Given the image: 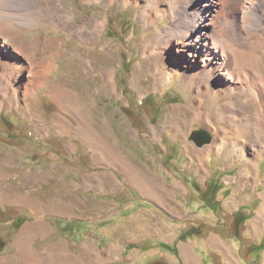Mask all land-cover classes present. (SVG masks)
<instances>
[{
  "label": "rangeland",
  "instance_id": "obj_1",
  "mask_svg": "<svg viewBox=\"0 0 264 264\" xmlns=\"http://www.w3.org/2000/svg\"><path fill=\"white\" fill-rule=\"evenodd\" d=\"M147 1L46 0L59 12L73 9L74 26L94 31L99 22L106 24L98 35L80 37L30 20L13 30L50 76L27 91L22 76L20 98H7L0 110V194L3 174L14 176L8 184L17 187L21 173L26 185L19 190L26 194L25 207L0 200V264H264L262 77L256 72L262 96L246 76L228 82L220 74L205 81L204 94L206 86L182 74L189 56L178 53L174 41L159 48L175 16L148 24ZM183 1L185 13L197 4ZM241 1L225 6L221 19L231 31L247 19L236 16L246 4ZM161 5L167 7L160 15L172 1ZM258 34L255 45H262L254 58L264 76V26ZM14 53L13 60H22ZM170 72L175 75L169 78ZM67 124L71 133L61 130ZM88 125L139 162L131 167L140 175L161 172L167 178L166 209L142 199L128 181L138 176L133 170L119 166L125 175L110 159L109 169L96 163L95 151L76 134ZM200 129L211 136L210 144L199 147L189 139ZM94 175L101 191L93 187ZM18 217L23 222L16 228ZM193 229L196 235L180 240Z\"/></svg>",
  "mask_w": 264,
  "mask_h": 264
},
{
  "label": "bare ground",
  "instance_id": "obj_2",
  "mask_svg": "<svg viewBox=\"0 0 264 264\" xmlns=\"http://www.w3.org/2000/svg\"><path fill=\"white\" fill-rule=\"evenodd\" d=\"M87 1L91 2L93 0ZM94 1L99 2L103 0ZM109 1L114 2V0ZM171 1V10L165 9L167 7L166 5H161L163 0H154L153 2L150 0L147 1V7L144 11V13L147 14H143V17L146 18L147 21V15H149L150 19L147 23L151 24L152 22H155L167 15L168 17L175 16L174 18H176L177 22L174 23L175 26L169 29V31L166 30L168 31V35H165L163 38L161 37L163 41L160 42L159 48H165L168 44L170 46V42L174 41L179 48L178 53L189 56L187 59L189 68L187 69L184 66L182 73L185 78H189L191 81H195L197 79V82H201L202 84L204 83V85L201 84L200 86H206L205 81L208 80V78H213L219 74L223 78L225 77L228 82H231L232 80L234 81L235 77L237 78L244 75L246 76V80H243L249 82V86H254L256 88V90L253 89L254 93L255 91L256 93L259 91L258 95H261V93L263 94V90L259 87V85L261 84L264 89V76L257 68L254 57L259 55L260 48L258 47L262 45L259 44L260 46H256L255 41L258 40L260 35L258 32L261 30L262 26H264V0H245V7L238 11L236 16H239V13L245 14L247 19L243 20V26L236 25L238 29L237 31L234 29H232V31L227 29L221 19L226 13L225 6L229 0H205V2L201 1L200 3L199 0H196V5L194 4L195 0H190L192 5H194L192 6V10L186 11V13L183 0ZM242 2L243 0L241 3ZM259 2H261V5L260 7H257ZM129 5L130 2L127 6ZM161 7H165L163 9V11L165 10V14L160 15L159 11H162ZM58 10L47 4L46 0H0V66L3 68V72L0 73V88L4 90L0 97V110L3 108V103L7 101V98L10 97L14 99L15 103L20 98V94L17 91L22 90L23 88V85H19V80L22 76L28 78L27 83L24 84V88L27 84H29L26 91L30 89L37 90L44 81L41 76H50L48 67H44L43 69L37 68L38 65L35 62L36 60L30 50L31 48L27 45L26 40L18 35V32H15L16 26H23L26 20H30L28 21L30 23L42 21V25L44 27L66 29L72 32L76 31L77 35L80 37H86L89 32L93 34L96 33V35H98L99 33H103L102 31L106 27V24L102 22L96 24L94 31H89L87 27L84 28V25L74 26L75 11L66 6L60 10L61 12ZM150 10L151 13H149ZM153 13H155L156 16H153ZM184 13L185 19L183 20ZM60 14L63 15L61 18L58 16ZM177 16H180V18L178 19ZM14 29L15 31H13ZM243 31L248 33L246 37H244L245 33H243ZM258 41L261 42V40ZM43 45L51 47L53 44L45 42ZM51 49H53V47H51ZM14 52L22 55V60H20V58L13 60L12 54H15ZM51 52L50 56L52 57L53 54H51ZM249 60L251 61L250 64L254 67V72L251 66V68L246 66L245 61ZM199 62L203 63V66L199 65ZM176 65L179 67L181 66L178 63ZM49 68L50 71L55 69L54 66ZM250 70L252 71L251 75H249ZM256 72H258L262 77H259L260 84L257 83ZM166 75L170 78L175 74L174 72H170ZM2 82H5V85ZM166 83H168L167 80ZM228 86L230 88L229 91H233V89H235L230 86V84ZM208 93L209 88L207 87L204 94L208 95ZM255 94H251V97H255ZM244 96L246 95L244 94ZM262 112H264V110Z\"/></svg>",
  "mask_w": 264,
  "mask_h": 264
},
{
  "label": "crops",
  "instance_id": "obj_3",
  "mask_svg": "<svg viewBox=\"0 0 264 264\" xmlns=\"http://www.w3.org/2000/svg\"><path fill=\"white\" fill-rule=\"evenodd\" d=\"M56 120H57V118H56ZM88 126L90 127L89 130L92 132H89V130L85 129L82 132L77 131L76 134L81 139H83L86 142V144L92 150L95 151L96 163L99 166L101 165L104 168L109 169L110 166L105 161L110 159L111 162H113L114 168L118 169L121 172L123 169L127 172L129 170H133V172L137 173V175H138L137 178L132 176V178L130 180L128 178L127 179L129 181V183L132 185V187L142 196V199L153 204L158 209L159 208L160 209H163V208L166 209L169 206V202H167L168 197H169L168 196L169 184H168L167 178H164L161 172L158 174L153 173L152 175H148V174H144L143 176L140 175V173L137 172V169L134 170L131 167V165H132L131 162L134 164L139 163V162H136L135 160H133L131 155L129 153H127L126 151H123L119 144L118 145L110 144L109 138H107L105 136L103 137L102 134L99 133V131H98V133H95V130H92V126H90V125H88ZM61 130L63 133H71V126L68 125V126L64 127V129L61 128ZM114 163H116V164H114ZM119 166H121L123 169ZM122 173H124V172H122ZM8 174L9 173L1 175L3 178L2 183H4L2 186L5 190L0 194V200H2V203H8L7 205L12 206V207H25L21 203L24 202V197L26 194H23L19 191L23 187H26V185L24 184V180L21 178V173L16 177L17 181H18L17 187L9 186V184H8L9 180L14 176H11ZM108 175H110V174H108V173L105 174L106 177H109ZM98 177H99L98 175H94V179L97 178V179H95L97 184L93 187H95L97 190L101 191L102 190L101 185L97 181ZM74 187L77 188L76 185H74ZM12 195H15V196H12ZM37 233H39V232H37ZM231 254H233L232 251H231ZM229 257H230V259H234V260L237 258V256L234 254L229 255Z\"/></svg>",
  "mask_w": 264,
  "mask_h": 264
},
{
  "label": "water",
  "instance_id": "obj_4",
  "mask_svg": "<svg viewBox=\"0 0 264 264\" xmlns=\"http://www.w3.org/2000/svg\"><path fill=\"white\" fill-rule=\"evenodd\" d=\"M191 141H194L197 146L201 147L206 144L211 143V136L203 129L194 131L190 138Z\"/></svg>",
  "mask_w": 264,
  "mask_h": 264
},
{
  "label": "trees",
  "instance_id": "obj_5",
  "mask_svg": "<svg viewBox=\"0 0 264 264\" xmlns=\"http://www.w3.org/2000/svg\"><path fill=\"white\" fill-rule=\"evenodd\" d=\"M22 222H23V218L22 217H18V219H16L14 221V225L13 226H15L16 228H18V227H20V225H21ZM196 234H197V232L194 231V229H193V231H188L187 233L181 235L180 236V240H184L185 241L188 238L187 236H193V235H196ZM3 244H4V242L2 241V239H0V252L4 249V246L5 245H3Z\"/></svg>",
  "mask_w": 264,
  "mask_h": 264
}]
</instances>
